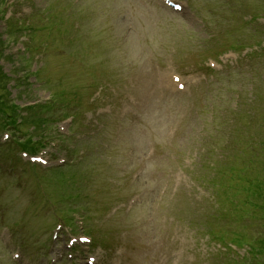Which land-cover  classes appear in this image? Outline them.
I'll use <instances>...</instances> for the list:
<instances>
[{
	"label": "rangeland",
	"instance_id": "374dc122",
	"mask_svg": "<svg viewBox=\"0 0 264 264\" xmlns=\"http://www.w3.org/2000/svg\"><path fill=\"white\" fill-rule=\"evenodd\" d=\"M174 1L0 0V264H264V0Z\"/></svg>",
	"mask_w": 264,
	"mask_h": 264
},
{
	"label": "trees",
	"instance_id": "16d2710c",
	"mask_svg": "<svg viewBox=\"0 0 264 264\" xmlns=\"http://www.w3.org/2000/svg\"><path fill=\"white\" fill-rule=\"evenodd\" d=\"M4 77V76H3ZM0 82H2V77L0 76ZM7 105H6V103L4 102V101H2V97H0V112H3V113H5V107H6ZM9 107V106H8ZM43 107H45V106H42V105H39L38 107H36L35 109H37V110H40V109H42ZM33 107H29L28 108V111H29V109L30 110H33L32 109ZM9 109L13 112L12 114H11V116H12V118H13V120H14V116L15 115H17V113H16V109H14L13 107H9ZM14 121H16V120H14ZM31 139H29L28 141H25V144H23V147L24 148H26V149H34L32 146H31ZM250 245H251V248H253V246L254 245H252L251 243H250ZM256 247L258 248V250L259 251H261L262 253H264V240L263 239H259V241H258V243H257V245H256Z\"/></svg>",
	"mask_w": 264,
	"mask_h": 264
}]
</instances>
